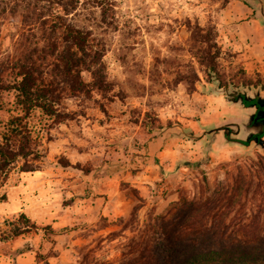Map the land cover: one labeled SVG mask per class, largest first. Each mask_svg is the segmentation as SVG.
<instances>
[{"label":"rangeland","instance_id":"obj_1","mask_svg":"<svg viewBox=\"0 0 264 264\" xmlns=\"http://www.w3.org/2000/svg\"><path fill=\"white\" fill-rule=\"evenodd\" d=\"M113 4L106 17L88 4L74 17L105 45L112 97H98L104 109L69 101L78 116L45 135L41 169L13 172L1 190L8 201L0 204V231L6 230L4 219L24 212L66 233L46 239L40 232L7 243L0 247V264H79L87 256L118 263L121 242L132 236L122 232L119 218L137 210L142 221L149 210L163 213L180 195L194 199L220 182L242 179L251 191L235 207L234 221L253 218L257 206H264V150L202 135L240 114L206 77L202 35L211 33L220 47L217 61L226 84L264 81V24L254 16L256 2ZM22 13L0 15V67L33 45ZM6 121L0 116V123ZM142 174L151 176L143 193L134 183Z\"/></svg>","mask_w":264,"mask_h":264},{"label":"trees","instance_id":"obj_2","mask_svg":"<svg viewBox=\"0 0 264 264\" xmlns=\"http://www.w3.org/2000/svg\"><path fill=\"white\" fill-rule=\"evenodd\" d=\"M113 1L0 0V15L23 12L34 39L22 57L0 67V116L7 117L0 123L4 124L0 132V204L8 201L1 190L13 172L41 169L45 135L54 126L77 118L69 101L96 103L104 109L98 97H112L105 45L91 30L77 25L74 17L87 4L100 7L106 17L113 11ZM202 37V64L211 82L219 88L263 86L264 81L226 84L217 61L220 47L211 33ZM243 183L240 179L206 186L194 199L182 194L163 213L149 210L142 221L138 211H133L118 219L122 232L130 230L132 234L121 242L118 263L90 261L87 256L79 264H264V206H257V219L255 215L239 222L232 218L238 202L251 194ZM4 226L0 247L40 232L46 239L66 233V228L39 225L24 212L4 219Z\"/></svg>","mask_w":264,"mask_h":264},{"label":"flooded vegetation","instance_id":"obj_3","mask_svg":"<svg viewBox=\"0 0 264 264\" xmlns=\"http://www.w3.org/2000/svg\"><path fill=\"white\" fill-rule=\"evenodd\" d=\"M223 89L226 96L235 102L240 114L231 115L227 122L205 130L202 135L214 140L223 135L226 142L237 140L247 147L258 146L264 138V105L259 103L260 99L264 103V84L261 87L226 86Z\"/></svg>","mask_w":264,"mask_h":264},{"label":"water","instance_id":"obj_4","mask_svg":"<svg viewBox=\"0 0 264 264\" xmlns=\"http://www.w3.org/2000/svg\"><path fill=\"white\" fill-rule=\"evenodd\" d=\"M253 2H256V4L254 5V8L256 10L254 16L256 17V19H261L263 21V24H264V0H253ZM216 85H217V83H216ZM215 92H216V94H225L224 89H218ZM227 100L229 102H232L233 104H235V102L230 100V97H227ZM259 103L264 105V103L261 99L259 100ZM182 134L186 135L184 132H182ZM187 136L192 137V138H200L201 137V136H192L191 134H189ZM228 143L229 144H241V142H239L237 140L230 141ZM241 145H243V144H241ZM258 147H260L261 149L264 150V138L260 140Z\"/></svg>","mask_w":264,"mask_h":264},{"label":"crops","instance_id":"obj_5","mask_svg":"<svg viewBox=\"0 0 264 264\" xmlns=\"http://www.w3.org/2000/svg\"><path fill=\"white\" fill-rule=\"evenodd\" d=\"M151 180V176H147V174H142L139 177H136V179L134 180V183H136V187L137 189H140L143 193V190H145L146 185L144 183H148L149 180Z\"/></svg>","mask_w":264,"mask_h":264}]
</instances>
